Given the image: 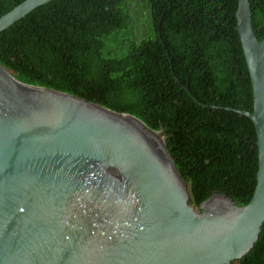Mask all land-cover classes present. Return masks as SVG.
Wrapping results in <instances>:
<instances>
[{
	"label": "water",
	"instance_id": "water-1",
	"mask_svg": "<svg viewBox=\"0 0 264 264\" xmlns=\"http://www.w3.org/2000/svg\"><path fill=\"white\" fill-rule=\"evenodd\" d=\"M51 0H23L0 32ZM236 29L252 86L256 186L243 206L215 194L189 205L160 131L0 65V264H231L264 223V38L249 0Z\"/></svg>",
	"mask_w": 264,
	"mask_h": 264
},
{
	"label": "trees",
	"instance_id": "trees-1",
	"mask_svg": "<svg viewBox=\"0 0 264 264\" xmlns=\"http://www.w3.org/2000/svg\"><path fill=\"white\" fill-rule=\"evenodd\" d=\"M23 0H0V16ZM264 38V0H249ZM237 0H51L0 32V65L22 82L73 94L160 131L199 208L251 200L258 153ZM231 264H264V223Z\"/></svg>",
	"mask_w": 264,
	"mask_h": 264
}]
</instances>
